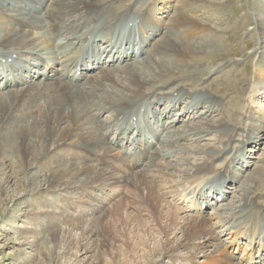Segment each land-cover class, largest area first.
Masks as SVG:
<instances>
[{
    "label": "bare ground",
    "instance_id": "6f19581e",
    "mask_svg": "<svg viewBox=\"0 0 264 264\" xmlns=\"http://www.w3.org/2000/svg\"><path fill=\"white\" fill-rule=\"evenodd\" d=\"M139 1L124 4L121 0H0V57H5L4 62L0 61V90L10 89L0 93V135L16 133V141L9 148L0 147L3 158L0 165L3 161L14 165L26 176L23 189L29 197L42 196L51 203H72V192L66 194L69 190L90 197L95 194L91 197L92 206L95 202L105 204L103 199L111 191L117 192L111 209L115 218H122L124 207L132 214L141 215L138 219L135 215L130 218L129 234L133 232L137 242L133 244L126 237L123 243L131 250L142 247L143 256L151 255L145 256L144 262L162 264L167 262L164 259L174 261L184 253L194 252L196 247H212L209 255L214 264H252L229 251L240 249L251 258L257 246L259 253L264 246V164H257V170L249 173L246 183L241 184L243 194L238 196L237 205L250 192L251 198L238 208L236 217L223 215L221 210L227 205L217 206L219 203L215 201L213 206L206 195L212 196L209 185L218 184L217 179L222 185L227 180L240 182L250 168L247 154L252 151L248 152L246 146L257 142L264 118L247 128H242V122L233 124L226 114L225 99L221 101L209 94L211 89L201 76L204 72L187 68L194 63L193 59L206 57L215 49V41L193 37L202 24L206 25L198 18L199 0L171 4L175 15L167 25L157 21V27L153 23L157 17L151 11L153 7L162 9L159 6L165 0H154L145 12L136 7ZM7 2L11 6L2 5ZM145 20L151 24L153 36L145 34ZM125 27L129 32L134 31V41L130 33L127 36ZM136 28L141 30L140 34ZM203 30L208 31L206 35H212L210 29ZM132 42L135 48L131 47ZM92 50L95 54L91 64L79 59L80 54L90 56ZM137 50L142 56L139 60L135 57ZM124 62L126 65H122ZM225 63L206 68V73H216ZM186 76H199L187 82L197 81V89L187 88V83H183ZM257 79L264 82V71L257 73ZM14 86L18 88L12 89ZM178 106L187 111L174 114ZM107 113L102 119L101 115ZM217 113L221 114L214 118ZM243 116L250 118V112ZM180 122L186 123L182 129L178 126ZM212 131L220 132L215 141L199 144L200 147L179 145L184 140L201 143L206 133ZM237 135L242 139L232 148ZM236 149L238 155L231 156ZM114 150L124 152L123 156L112 160ZM189 151L197 157H191ZM220 159L224 162H218ZM182 165L185 166L179 169ZM164 168H172L175 173ZM178 171L183 175L178 176ZM175 175L178 180L186 181L182 184L188 188L187 193L178 192L177 189L182 190L179 187L175 189L171 183ZM30 185L35 188L31 189ZM164 186L171 188L170 193L162 190ZM258 189L259 192H252ZM55 195L57 201H52ZM227 196L228 193L224 198ZM97 206L94 204V208ZM208 206L213 207L212 216L204 210ZM57 208L49 204L47 211L53 217L63 216L66 210ZM221 217L222 220L212 222L213 218ZM105 220L104 225L110 223L111 227L109 218ZM43 222H33L28 230L23 229L27 233L23 244L34 246ZM86 227V236H96L94 225ZM115 230L114 235L118 231ZM200 231L204 242L196 238ZM225 231L232 235V241L221 238ZM241 235L247 237L242 246L240 239L236 240ZM83 246L85 252L91 250ZM257 258L259 264H264V252ZM123 259L118 262L126 264L127 258Z\"/></svg>",
    "mask_w": 264,
    "mask_h": 264
},
{
    "label": "rangeland",
    "instance_id": "374dc122",
    "mask_svg": "<svg viewBox=\"0 0 264 264\" xmlns=\"http://www.w3.org/2000/svg\"><path fill=\"white\" fill-rule=\"evenodd\" d=\"M132 1L134 0H121V2L124 4H128ZM153 1L154 0H140L136 7L140 10L142 9L145 12L152 7ZM178 1L179 0H165V3L167 5L164 3L163 5H161L162 7L159 6V8H162L160 10L158 9V7H153V11L151 12H153L157 17L155 20L153 19V23H156L155 27L158 26L157 21L159 20L162 23L164 22V24L166 25L170 22V20L173 18L172 16L175 15V11L171 8V4L173 5L179 3ZM155 2H157V0H155ZM209 2H211V0H199L200 10L197 11L198 18L202 19V21L206 23V25L202 24L201 28H199L200 30H197L193 33V37L199 41H205L209 39L211 41H215V49L206 57L193 59L195 60L194 63L188 64L187 68L196 69L197 72L201 71L202 73H206V68H209L211 66H218L222 62H226L216 71V73H203L201 74V76L206 78L205 85L208 86L209 89H211L210 91H208L211 96L213 95V97L219 98L220 100L225 99L227 103L226 114L232 119L231 122L238 125L240 122H242V128H247L253 123H260L261 118H264V82H260L257 79V73L261 70L264 71V43H261L264 39V0H213L212 4H210ZM7 3L2 5L11 6L10 3ZM208 5L212 6V8L209 10L207 8ZM144 26L146 30L145 34L146 36H149L153 32V28L147 21L145 22ZM203 29H210L212 35H206L205 33H207L208 31ZM136 31L137 33L139 32V34L141 33V30L139 28H136ZM178 33L180 34V32ZM158 35L156 37L159 39L160 36ZM150 44H148L146 49ZM141 57L136 59L139 60L141 59ZM124 64L126 65V62L122 63V65ZM186 77L188 78H183V83H187L191 80H196L197 78H199V76H197L196 78H193V76ZM186 85L187 88H198L197 81L187 83ZM16 88L18 87H12V89ZM9 90L10 89L0 90V93L7 92ZM12 99L17 101L16 97H12ZM181 111L186 112L187 109H183V106H178V110L174 111V114H177ZM246 111H248V113L250 112V118H244L243 115H245ZM219 114L221 113L214 114V118H216ZM108 115V113L104 116L101 115L102 119H105ZM97 118L99 119V117ZM196 120H200V118ZM185 124V122H180V124L178 123V126H180V128H184ZM5 127L9 128L8 126ZM143 128L146 129V125L143 126ZM240 132L245 133L243 131ZM217 133L220 132L212 131L206 133V136L204 137V140L201 141V143H198V141L184 140L185 142L183 141L179 145L181 147H186L184 145L189 144V147H192L193 145L195 147H200L198 146L199 144L204 145V143L212 142L213 140L215 141V138L219 135ZM187 137H189V135ZM235 138L237 140L233 143L232 148L239 143L238 140H241L242 136L237 135ZM15 141L16 133H7L0 135V147L2 148H9L10 145ZM246 147L248 149V152L252 151L247 154L250 157L248 158V161L250 162V168L243 173L240 182L234 184L230 183V185H227L226 190H228L231 194H228L227 199L219 202V204L224 203V205H227L225 210H221L223 212V215L225 216H229L230 214V216L235 215L234 217H236L237 211L241 207L245 206L251 198L250 192L248 198L244 202L240 200V203H242L239 206L237 205L239 204V200L237 199L238 196L243 194V191L241 190V184L246 183L245 180L249 173L257 170V164H264V160L261 161V158L264 157V128L260 131L257 142L255 143L254 141L253 143L248 144ZM189 152L190 154L192 153V156L189 154L191 157H197L194 152ZM237 152L239 153L237 149L232 150L231 156L238 155ZM111 155V159L113 160L120 157L121 152L120 150H114ZM2 159L3 158L0 157V160ZM48 160L50 161V159ZM218 162H224V160L220 159L218 160ZM3 163L4 164L0 165V264H123L120 262L124 260V257L127 258L125 259L127 262L126 264H150L144 262V260H146L145 256H148L149 254H144L143 256L144 252H141V250H145L142 247L140 250H131L126 246V244H124L126 237L129 238V240H131L133 244L137 242V239H135L134 237V233L131 232V236L129 234L132 230L131 228L129 229L130 218L131 216L135 215L138 219V216L140 217L141 215H138V212L132 214V212H130L131 210H126V208L124 207L122 211H127V213L121 211L120 214L122 218H120V220L115 218L117 216L113 213V211H111V209L115 204V200L113 199V197L115 196V194H117V192L109 191L112 194L110 196H106L108 198L105 197V200L103 199V201H105L106 203L103 204L95 202L94 204L99 205L95 208L94 204L92 206L94 199L91 198L93 197V195L95 196V194H92L90 197V195L74 193L73 190H69L66 193L68 194L72 192L70 194V197L73 200L72 203H51V200H48L49 198H43L42 196H40L39 198L36 197V199H34L31 196L29 197V195L27 194L28 191L23 189V182L25 181L26 176L22 175L14 165H7L5 161H3ZM184 166L185 165L178 167L179 169H182V167ZM164 170L171 172V174L175 173V170L172 168H164ZM178 174V176L183 175V172L178 171ZM172 179L175 181V184L173 183V180L171 182L175 186V189H177L178 187L182 189H177L178 192H188V188H184V185L182 184H186V181L184 179L178 180L180 178H177L176 175ZM217 180L221 181L220 179ZM29 187L31 189L35 188L33 185H30ZM170 189L171 188H166L165 186L164 188H162V190L168 193H170L168 191ZM259 191L260 190L258 189L252 192L254 193ZM34 194L38 195L37 193ZM64 197L70 200L67 195H65ZM24 198H26V200ZM57 198L58 196L55 195L54 198L51 199L52 201H57ZM166 198L169 199L168 196H166ZM218 198L222 199L221 197ZM30 199L32 202L30 201ZM233 203L237 205L235 206V208L233 207L234 209L229 206ZM49 204L53 205L55 208L58 207L57 209L61 211L66 210L67 212H62L63 216L53 217V215H51L47 211V209L49 210ZM91 206L92 212L89 209ZM126 206H128V204H126ZM31 209H33V211H31ZM227 209L228 214L226 212ZM207 210L208 212L210 211L209 215L212 216V209ZM230 210L234 211V213L231 214L229 212ZM28 215L30 217L26 218L25 216ZM64 218H66L68 221ZM108 218L112 223L111 227H109L110 223L108 225H104L106 222L105 219ZM52 219L54 221L46 225V223H48V221ZM219 219L222 220L223 218H213L212 222L219 221ZM43 220L44 224L41 225V233L36 236L35 243L37 244L34 243V246L27 247L25 244H23V241L25 240V234H27L25 230L29 225H32L33 222L36 223ZM121 220L122 222H120ZM124 220H126V222H124ZM91 225H94V229L96 231L94 233L96 234V236L90 237L85 235V227L88 228ZM148 227L151 228V224ZM119 229L120 231L122 230V233L119 232ZM114 230H118L117 234L115 235L114 233H112ZM123 230L127 232L125 233ZM50 233L52 236L49 235ZM127 233L129 236H125V234ZM55 235H57V237H55ZM147 236L148 239H150L149 234ZM145 237L143 238L145 239ZM157 237L158 236H156V238ZM196 238L197 240L204 242V239L201 238V231L197 233ZM221 238L227 240L228 242L233 240L232 235H229V231H225ZM159 240L160 239H158V241ZM241 241L245 240L242 239ZM203 242H201L200 244H202ZM148 243L147 245L149 247L153 245L151 239ZM81 244L88 245L83 246ZM82 246L83 248H90L91 250L89 252H85L81 249ZM211 249L212 247L204 249H199L198 247H196L194 249V252L184 253V255L178 256L174 261H168V259H164V261L167 262L162 264H214L211 260V256L209 255ZM233 251L234 249H231L229 252L232 253ZM140 255L142 257H140ZM235 255L238 254L235 253ZM97 259L99 260V262H97ZM119 259L120 262H118ZM138 260L140 261L139 263Z\"/></svg>",
    "mask_w": 264,
    "mask_h": 264
}]
</instances>
